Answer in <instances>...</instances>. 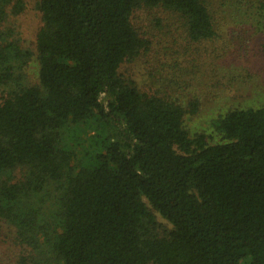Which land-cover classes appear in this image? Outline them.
Here are the masks:
<instances>
[{
    "label": "trees",
    "instance_id": "1",
    "mask_svg": "<svg viewBox=\"0 0 264 264\" xmlns=\"http://www.w3.org/2000/svg\"><path fill=\"white\" fill-rule=\"evenodd\" d=\"M25 3L0 0V222L24 249L10 264H264V108L212 121L221 142L209 145L184 128L187 110L120 73L150 47L131 24L140 10L184 35L182 54L163 46L164 56L196 45L225 56L230 37L240 49L219 8L39 0L29 85L33 54L3 26ZM258 8L264 23V0Z\"/></svg>",
    "mask_w": 264,
    "mask_h": 264
},
{
    "label": "rangeland",
    "instance_id": "2",
    "mask_svg": "<svg viewBox=\"0 0 264 264\" xmlns=\"http://www.w3.org/2000/svg\"><path fill=\"white\" fill-rule=\"evenodd\" d=\"M38 1L26 0L23 12L9 16L3 25L13 29L20 46L33 54L25 68L29 85L37 84L35 39L41 26L35 9ZM207 1L215 10L219 8V19L227 20L221 23L223 32L239 36L243 42L240 49L234 46L235 39L230 44V37L225 56H210L209 49L198 45L192 46L193 51L186 56H170V52L164 56L163 46H172L182 54L188 47L182 39L184 35H180L174 21H165L156 10H140L131 17V24L150 40V47L135 60L124 63L120 73L147 95L166 97L182 106L188 111L183 122L190 136L204 135L213 145L220 143L221 137L214 131L212 121L230 110L264 108V23L258 8L262 0H241L239 5L237 0ZM160 25L165 26L162 31ZM174 38L176 43L172 44ZM193 101L197 103L196 111L191 114L189 104ZM156 218L165 223L159 216ZM23 250L14 229L0 222V264L12 263Z\"/></svg>",
    "mask_w": 264,
    "mask_h": 264
}]
</instances>
